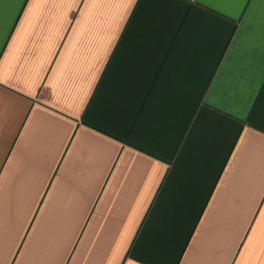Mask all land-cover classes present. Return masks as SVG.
Segmentation results:
<instances>
[{"label":"crops","instance_id":"0c3cea01","mask_svg":"<svg viewBox=\"0 0 264 264\" xmlns=\"http://www.w3.org/2000/svg\"><path fill=\"white\" fill-rule=\"evenodd\" d=\"M0 264H264V0H0Z\"/></svg>","mask_w":264,"mask_h":264}]
</instances>
